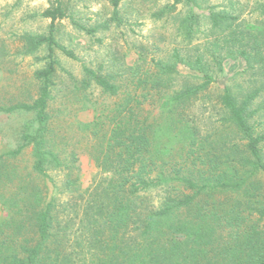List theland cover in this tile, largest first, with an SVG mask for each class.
Returning <instances> with one entry per match:
<instances>
[{"label": "trees", "instance_id": "obj_1", "mask_svg": "<svg viewBox=\"0 0 264 264\" xmlns=\"http://www.w3.org/2000/svg\"><path fill=\"white\" fill-rule=\"evenodd\" d=\"M199 1L173 0L153 13L176 23L183 45L171 54L156 58L135 46L134 65L120 58L124 68L119 60L84 66L81 79L61 87L57 51L77 60L57 40L56 22L71 17L68 0L41 14L51 21L47 34L23 36L20 53L46 55L34 73L35 98L0 96V113L29 118L10 129L15 146L0 153V264H264V132L249 123L262 89L242 96L241 86L238 95L224 86L214 133L202 136L192 114L210 102L231 47L259 62L261 43ZM121 3L109 0L107 23L80 29L94 37L125 26ZM200 35L214 37L203 51ZM85 110L91 122L79 119ZM227 122L237 137L231 145ZM82 156L101 171L86 188Z\"/></svg>", "mask_w": 264, "mask_h": 264}, {"label": "rangeland", "instance_id": "obj_2", "mask_svg": "<svg viewBox=\"0 0 264 264\" xmlns=\"http://www.w3.org/2000/svg\"><path fill=\"white\" fill-rule=\"evenodd\" d=\"M53 1L55 0H0V96L8 93L26 100L36 97L39 85L34 79V73L44 67L45 61L42 59L46 51L42 49L27 55L20 53L22 38L27 34H47L51 21L41 17V14ZM68 3L71 17L56 22L57 40L61 47L73 51L77 60L69 59L61 51H57L56 59L60 62V68L55 80L60 87L63 86L62 83H71L74 78L81 79L84 66L97 69L104 64L108 67L109 62L115 60L116 63L118 60L120 62V58L127 66L134 65L139 58L133 52L135 46L147 49L150 56L158 58L171 54L174 48L183 45L182 39L176 35L175 22L171 19L165 22L153 18L154 12L165 4H172L173 0H122L121 12L127 21L125 26L115 28L114 25H110V29L99 30L94 37L81 30L80 26L89 30L95 24L107 23L112 12L109 0H68ZM199 4L203 6L204 11L211 8L214 12H225L228 16L235 17L232 27L255 34L252 38L261 43V47L260 56L256 58L259 62L254 61L255 54H251L250 50L249 54L243 56L240 53L243 48L239 49L238 44L231 47L234 53L225 54L224 72H219L217 75V85L210 92V102L207 105L202 101L192 111L196 125L202 136L222 128V118L217 114L220 111L218 100L224 86L230 87L236 95H238L237 87L241 86L243 92H247L242 96L261 88V94L251 105L250 112L254 113V116L249 123L263 134L264 0H200ZM210 34L212 35V32ZM98 39L102 42L99 43ZM211 39L214 41V37ZM211 39L206 40V35H200L195 41V47L203 51L207 41ZM113 55H116L115 59ZM121 63L117 64L124 68V64ZM180 70L185 76L191 75L190 70L186 68ZM93 99H98L100 104L107 102L98 92L94 93ZM56 106L59 107V102ZM77 115L83 122L93 120V112L90 110L78 112ZM28 119L26 115L20 113L11 115L0 113V153L15 146L14 136L9 134L10 129L18 127ZM73 121L72 118L68 119V132L75 129V126H72ZM229 125L230 122H227V142L231 145L236 142L237 137L231 132ZM261 148L264 158V143ZM28 160L30 161L29 158ZM80 169L83 188L91 185L101 174L86 156L80 158ZM4 215L0 209V222L4 219Z\"/></svg>", "mask_w": 264, "mask_h": 264}]
</instances>
